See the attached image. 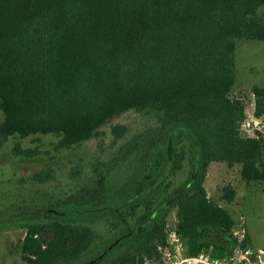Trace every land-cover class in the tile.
<instances>
[{
    "label": "trees",
    "instance_id": "1",
    "mask_svg": "<svg viewBox=\"0 0 264 264\" xmlns=\"http://www.w3.org/2000/svg\"><path fill=\"white\" fill-rule=\"evenodd\" d=\"M242 40L264 42V0H0V153L10 138L36 135L70 150L128 112L155 123L134 136L112 125L117 154L75 164L67 187L51 163L0 181V225L25 230L23 261L157 264L170 228L191 256L249 246L205 187L212 162L239 165L248 186L264 183V135L244 133L245 105L232 95ZM253 94L264 121V86ZM49 153L19 142L10 151ZM121 153L138 171L125 184L113 181ZM236 196L222 187V200Z\"/></svg>",
    "mask_w": 264,
    "mask_h": 264
},
{
    "label": "rangeland",
    "instance_id": "2",
    "mask_svg": "<svg viewBox=\"0 0 264 264\" xmlns=\"http://www.w3.org/2000/svg\"><path fill=\"white\" fill-rule=\"evenodd\" d=\"M236 83L233 87L232 95L244 102L246 118L244 121H252L255 118V96L253 88L264 86V42L257 40H242L236 46ZM257 126L252 122L249 131L242 128L245 134L253 135L260 132L264 135V121ZM122 123L129 127V135L134 136L138 132L155 126L151 117L139 115L135 112H128L111 119L101 129L103 135L99 138H92L84 143L74 146L70 150L54 151V144L57 138L53 135H36L26 139L12 137L5 144L0 153V181L10 178H18L29 175L34 170L51 163L54 165L58 176V186L64 188L68 186L66 175L69 169L77 163L88 164L96 153L103 154L105 158L117 154L121 148L119 144L112 143L111 126ZM150 134L149 132H147ZM131 139V138H130ZM104 144L103 149H98V143ZM19 142L26 147H38L42 151H49L32 160L15 159L10 155L13 145ZM133 150L135 144H132ZM119 154V153H118ZM128 154H132L129 152ZM121 153L116 156L118 173L113 176V181L117 184H125L129 179L135 178L138 171L131 165L132 157ZM134 156V154L132 155ZM51 157V159L49 158ZM139 175V174H138ZM205 187L212 200L228 209L237 222L234 227L233 236L238 241H243L249 236V246L254 249L264 250V183H257L248 186L242 179L241 167L235 165L230 168L225 162H212L208 167ZM137 180V179H136ZM232 185L237 190V196L232 202L222 200V187ZM5 186L0 185V191ZM9 188L13 187H7ZM166 222L174 227L177 222L176 211L171 210L166 216ZM25 235V230L17 227H5L0 225V264H27L22 260L20 242ZM216 240H220L221 232L216 233ZM140 264H146L140 261Z\"/></svg>",
    "mask_w": 264,
    "mask_h": 264
},
{
    "label": "built area",
    "instance_id": "3",
    "mask_svg": "<svg viewBox=\"0 0 264 264\" xmlns=\"http://www.w3.org/2000/svg\"><path fill=\"white\" fill-rule=\"evenodd\" d=\"M252 122L257 126L261 123L260 119L253 118L244 121L242 128L249 131ZM159 250L157 264H264V250L250 246H237L224 256L214 255L212 249H204L194 256L187 255L183 241L173 228L169 229L167 244Z\"/></svg>",
    "mask_w": 264,
    "mask_h": 264
},
{
    "label": "crops",
    "instance_id": "4",
    "mask_svg": "<svg viewBox=\"0 0 264 264\" xmlns=\"http://www.w3.org/2000/svg\"><path fill=\"white\" fill-rule=\"evenodd\" d=\"M208 176V175H207ZM248 234V233H247Z\"/></svg>",
    "mask_w": 264,
    "mask_h": 264
}]
</instances>
